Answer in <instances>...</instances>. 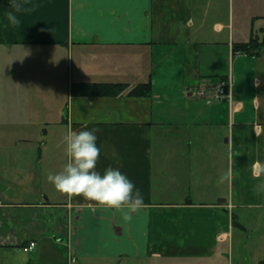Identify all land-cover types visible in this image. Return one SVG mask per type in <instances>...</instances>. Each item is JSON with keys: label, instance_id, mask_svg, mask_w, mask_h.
Wrapping results in <instances>:
<instances>
[{"label": "crops", "instance_id": "1", "mask_svg": "<svg viewBox=\"0 0 264 264\" xmlns=\"http://www.w3.org/2000/svg\"><path fill=\"white\" fill-rule=\"evenodd\" d=\"M32 5L19 28L0 12V264H223L235 210H264V46L239 51L264 42V0ZM229 66L231 101L197 99ZM146 82L150 95L128 94ZM76 83L127 89L74 95ZM69 129L97 130V171L125 174L141 211L55 189Z\"/></svg>", "mask_w": 264, "mask_h": 264}, {"label": "clouds", "instance_id": "2", "mask_svg": "<svg viewBox=\"0 0 264 264\" xmlns=\"http://www.w3.org/2000/svg\"><path fill=\"white\" fill-rule=\"evenodd\" d=\"M10 3L13 11L6 14L5 28H19L21 21L15 13L34 12L38 7H24L27 0H10ZM96 132V129L79 132L69 129L64 138L68 162L61 172L49 173L47 179L61 194L68 197L82 196L100 206L125 210L126 217L131 218V214L145 207L143 196L134 183L118 169L108 167L103 174L97 171L101 150L96 144ZM259 175L260 173H256L254 178H259ZM228 178L231 179V174ZM253 191L256 194L264 191V183L255 185Z\"/></svg>", "mask_w": 264, "mask_h": 264}, {"label": "rangeland", "instance_id": "3", "mask_svg": "<svg viewBox=\"0 0 264 264\" xmlns=\"http://www.w3.org/2000/svg\"><path fill=\"white\" fill-rule=\"evenodd\" d=\"M226 67V65H225ZM232 67V64H231ZM222 75L226 78H216L214 83L204 81L203 85H200L194 93L197 99H208L215 97L217 94L216 85L221 83L222 80L227 78L231 81L233 85V77L229 71L222 69L219 70ZM212 99V98H211ZM213 100V99H212ZM207 101V100H206ZM215 102L219 100H214ZM197 105L201 108V112L206 105V103L199 101ZM237 219L241 226H234L233 228V242L226 244L224 247V252L229 254V259L225 258L223 264H259L261 260H264V210L262 209H240L235 210ZM134 261L132 264H136ZM139 264H149L144 262H139Z\"/></svg>", "mask_w": 264, "mask_h": 264}, {"label": "trees", "instance_id": "4", "mask_svg": "<svg viewBox=\"0 0 264 264\" xmlns=\"http://www.w3.org/2000/svg\"><path fill=\"white\" fill-rule=\"evenodd\" d=\"M13 11L10 0H0V12ZM264 46V42H260L257 38L251 39L248 43L239 46L241 53L252 54L256 49ZM261 51V50H260ZM74 95H88V96H116L123 93L127 86L124 84H108V83H76L72 87ZM153 86L150 82L139 84L131 88L129 95L135 97H144L152 93ZM233 222L236 225L237 219L233 216ZM259 264H264L261 260Z\"/></svg>", "mask_w": 264, "mask_h": 264}, {"label": "built area", "instance_id": "5", "mask_svg": "<svg viewBox=\"0 0 264 264\" xmlns=\"http://www.w3.org/2000/svg\"><path fill=\"white\" fill-rule=\"evenodd\" d=\"M216 90L218 91L217 94L215 95V100H219V101H224V100H228L231 101L232 99V83L231 81L227 78L226 80H222L221 83L217 84L216 86ZM213 100L214 98L211 97ZM210 98V100H212ZM210 102V101H208ZM36 247V243L35 242H31L30 244L26 245L23 247V250L25 252H32Z\"/></svg>", "mask_w": 264, "mask_h": 264}, {"label": "water", "instance_id": "6", "mask_svg": "<svg viewBox=\"0 0 264 264\" xmlns=\"http://www.w3.org/2000/svg\"><path fill=\"white\" fill-rule=\"evenodd\" d=\"M224 201H226V200H225V199H220V200H219V202H224Z\"/></svg>", "mask_w": 264, "mask_h": 264}]
</instances>
